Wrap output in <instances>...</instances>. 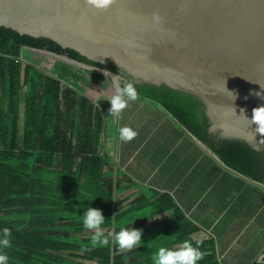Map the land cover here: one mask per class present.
I'll return each mask as SVG.
<instances>
[{
	"label": "trees",
	"instance_id": "16d2710c",
	"mask_svg": "<svg viewBox=\"0 0 264 264\" xmlns=\"http://www.w3.org/2000/svg\"><path fill=\"white\" fill-rule=\"evenodd\" d=\"M25 48L120 71L116 65L91 61L50 39L0 27V229L11 232L5 249L9 264H154L152 257L163 241L174 247L184 240L199 244L203 259L198 264H220L213 238L187 219L167 193L153 191L154 200L142 198L133 208L115 213L122 187L110 177L113 168L100 103H93L96 96L90 98L63 75L44 73L30 62L22 65ZM131 82L137 96L162 106L227 166L264 183V151L208 132L197 97L165 84ZM85 206L99 209L105 218L101 227L116 231L130 228L148 214L164 217L154 237L142 235L139 247L122 251L111 237L108 245L92 243V230L84 228L81 219ZM155 241L159 246L149 248Z\"/></svg>",
	"mask_w": 264,
	"mask_h": 264
},
{
	"label": "water",
	"instance_id": "95a60500",
	"mask_svg": "<svg viewBox=\"0 0 264 264\" xmlns=\"http://www.w3.org/2000/svg\"><path fill=\"white\" fill-rule=\"evenodd\" d=\"M0 27L120 69L64 56L89 70L188 92L211 134L257 147L247 119L264 105V0H113L103 11L84 0H0Z\"/></svg>",
	"mask_w": 264,
	"mask_h": 264
},
{
	"label": "crops",
	"instance_id": "0c3cea01",
	"mask_svg": "<svg viewBox=\"0 0 264 264\" xmlns=\"http://www.w3.org/2000/svg\"><path fill=\"white\" fill-rule=\"evenodd\" d=\"M109 99L98 102L106 119L105 146L113 168L110 177L122 187L116 195L115 213L133 208L142 198L154 200L153 191L167 193L187 219L213 238L220 264H264V244L253 255L250 250L256 243L249 238L252 235L256 240L264 227V183L227 166L156 102L137 96L117 122L110 116ZM118 126H129L138 134L124 142L118 138ZM163 217L148 214L132 227L152 238ZM226 217V225L219 228ZM148 246L153 249L159 242Z\"/></svg>",
	"mask_w": 264,
	"mask_h": 264
},
{
	"label": "clouds",
	"instance_id": "9594fccd",
	"mask_svg": "<svg viewBox=\"0 0 264 264\" xmlns=\"http://www.w3.org/2000/svg\"><path fill=\"white\" fill-rule=\"evenodd\" d=\"M112 3L113 0H84L86 7L97 11L106 10ZM103 74L106 77H111L110 87L113 94L107 101L110 104V116L115 117L118 122L129 102L137 99L138 93L135 85L131 81H125L120 75H112L106 70ZM261 89L264 90V88ZM254 95L260 97L261 93L256 92ZM247 120L250 121L251 125H256L254 129L256 135L264 136V105L254 108L251 118ZM117 132L118 138L124 142L133 140L138 134L129 126H118ZM81 219L84 228L92 230L94 233L91 237L93 244L108 245L110 243L109 237H111V242L117 244L121 249H132L142 244V230L132 226L131 228L121 227L119 231L113 228L105 236L101 227L105 224V218L99 209L85 206ZM10 242V230L8 228L0 229V264H9V256L5 249L10 246ZM152 259L154 264H198L203 259V254L199 244L193 246L190 240H184L179 247L159 246Z\"/></svg>",
	"mask_w": 264,
	"mask_h": 264
},
{
	"label": "rangeland",
	"instance_id": "374dc122",
	"mask_svg": "<svg viewBox=\"0 0 264 264\" xmlns=\"http://www.w3.org/2000/svg\"><path fill=\"white\" fill-rule=\"evenodd\" d=\"M30 51V52H29ZM25 57L21 58V64L23 65L26 62L34 63L37 67L43 69L44 73L54 72L58 75H63L67 82L75 83L76 85L80 86L82 89H85L87 94L90 98H96L93 100V103L99 101V99L103 97H111L112 90L110 87L111 77H106L102 73L89 70L86 66L79 64L77 62L71 61L64 57L63 55H56L53 53H48L45 50H36V49H26ZM28 53V54H27ZM69 70V72H65V69ZM66 83L63 82V85ZM25 86L22 85L20 89V100L24 96ZM109 154V153H108ZM200 170H197L196 173L198 174ZM171 184V183H170ZM226 219L220 221L218 223V227H224L226 225ZM104 234H108L111 230L103 227L102 228ZM260 233L257 236L256 240L250 235V240L255 242L256 245L254 249L250 250L254 255L256 248L264 244V227L261 226L259 229ZM93 233V231H91ZM94 234V233H93ZM151 234H146L149 237ZM249 250V249H248ZM251 253H248L250 256Z\"/></svg>",
	"mask_w": 264,
	"mask_h": 264
},
{
	"label": "flooded vegetation",
	"instance_id": "af4514ba",
	"mask_svg": "<svg viewBox=\"0 0 264 264\" xmlns=\"http://www.w3.org/2000/svg\"><path fill=\"white\" fill-rule=\"evenodd\" d=\"M25 49H30V48H25ZM58 55V54H57ZM65 56V55H63ZM208 131V130H207ZM209 132V131H208ZM225 139V138H224ZM236 140V139H235ZM241 141V140H238ZM245 143V142H244ZM247 144V143H246ZM249 145V144H247ZM254 151L256 152H263L264 151V136H262L261 134L258 136L257 138V142H256V148L249 145Z\"/></svg>",
	"mask_w": 264,
	"mask_h": 264
}]
</instances>
